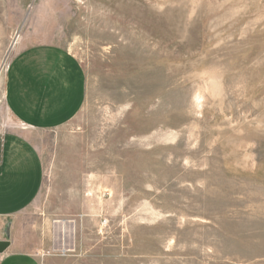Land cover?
Returning <instances> with one entry per match:
<instances>
[{
    "label": "rangeland",
    "instance_id": "1",
    "mask_svg": "<svg viewBox=\"0 0 264 264\" xmlns=\"http://www.w3.org/2000/svg\"><path fill=\"white\" fill-rule=\"evenodd\" d=\"M26 42L85 70L59 128L7 107ZM0 131L43 159L14 220L43 264H264V0H0Z\"/></svg>",
    "mask_w": 264,
    "mask_h": 264
},
{
    "label": "crops",
    "instance_id": "2",
    "mask_svg": "<svg viewBox=\"0 0 264 264\" xmlns=\"http://www.w3.org/2000/svg\"><path fill=\"white\" fill-rule=\"evenodd\" d=\"M83 65L54 43H24L12 59L6 78L10 114L35 130H50L73 120L86 100ZM44 163L37 145L20 131H0V240L9 247L0 264H43L21 240L16 221L43 189Z\"/></svg>",
    "mask_w": 264,
    "mask_h": 264
},
{
    "label": "water",
    "instance_id": "3",
    "mask_svg": "<svg viewBox=\"0 0 264 264\" xmlns=\"http://www.w3.org/2000/svg\"><path fill=\"white\" fill-rule=\"evenodd\" d=\"M10 245V242L9 241H1L0 240V253L4 252Z\"/></svg>",
    "mask_w": 264,
    "mask_h": 264
}]
</instances>
